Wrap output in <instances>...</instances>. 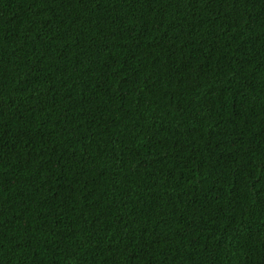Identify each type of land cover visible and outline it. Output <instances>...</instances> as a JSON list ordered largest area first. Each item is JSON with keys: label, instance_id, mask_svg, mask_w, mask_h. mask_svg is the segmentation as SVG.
Masks as SVG:
<instances>
[{"label": "trees", "instance_id": "16d2710c", "mask_svg": "<svg viewBox=\"0 0 264 264\" xmlns=\"http://www.w3.org/2000/svg\"><path fill=\"white\" fill-rule=\"evenodd\" d=\"M0 264H264V0H0Z\"/></svg>", "mask_w": 264, "mask_h": 264}]
</instances>
